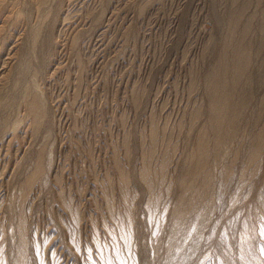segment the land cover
Masks as SVG:
<instances>
[{"label": "rangeland", "instance_id": "374dc122", "mask_svg": "<svg viewBox=\"0 0 264 264\" xmlns=\"http://www.w3.org/2000/svg\"><path fill=\"white\" fill-rule=\"evenodd\" d=\"M83 1L0 0V264H264V0Z\"/></svg>", "mask_w": 264, "mask_h": 264}, {"label": "bare ground", "instance_id": "6f19581e", "mask_svg": "<svg viewBox=\"0 0 264 264\" xmlns=\"http://www.w3.org/2000/svg\"><path fill=\"white\" fill-rule=\"evenodd\" d=\"M84 1H85V0H84ZM84 1H83V2H84ZM231 1H232V0H231ZM236 1H237V0H236ZM236 1H235V2H236ZM239 1H240V0H239ZM244 1H245V0H243V2H244ZM67 2H68V1H67ZM93 2H94V1H93ZM232 2H233V1H232ZM235 2L232 4V6L235 4ZM246 2H247V1H246ZM241 3H242V1H241ZM249 3H250V2H249ZM82 4H83V3H82ZM87 4H88V3H87ZM236 4H237V2H236ZM247 4H248V3H247ZM67 5H68V4H67ZM76 5H77V4H76ZM154 5H155V4H154ZM245 5H246V4H245ZM234 6H235V5H234ZM237 6H238V5H237ZM247 6H248V5H247ZM79 7H80V6H79ZM238 7H240V6H238ZM243 7H244V6H243ZM0 8H1V7H0ZM70 8H71V7H70ZM77 8H78V7H77ZM234 8H235V7H234ZM245 8H246V7H245ZM245 8H244V11H245ZM7 9H8V8H7ZM72 9H73V8H72ZM78 9H79V8H78ZM237 9H238V8H237ZM247 9H248V8H247ZM247 9H246V11H247ZM80 10H81V9H80ZM80 10H79V11H80ZM241 10H242V9H241ZM70 11H71V10H70ZM232 11H234V10H232ZM246 11H245V12H246ZM67 12H68V11H67ZM76 12H77L76 10L72 11V12H71V16H72V17L76 16V15H75ZM86 12H87V11H86ZM239 12H241V11H239ZM239 12H237L238 15H239ZM242 12H243V11H242ZM245 12L241 13V14H242V17H243V14H244ZM149 13H150V12H149ZM231 13H232V12H231ZM235 13H236V12H234V14H235ZM246 13H247V12H246ZM5 14H6V13H4V12H3V15L0 14V28L2 27V25H3V23H4V19H3L4 17L1 18V16H4ZM79 14H80V13H78V15H79ZM234 14H233V15H234ZM241 14H240V15H241ZM146 15H147V14H146ZM148 15H149V14H148ZM233 15H232V17H233ZM238 15H237V16H238ZM249 16H250V15H249ZM150 17H151V16H150ZM9 18H10V17H9ZM219 18H220V17H219ZM237 18H239V16H238ZM65 19H66V18H65ZM65 19H64V21H66ZM230 19H231V18H230ZM235 19H236V18H235ZM241 19H242V18H241ZM246 19H247V17H246ZM72 20H73V18H72ZM67 21H68V20H67ZM230 21H231V20H229V24H230V23L232 24V22H230ZM238 21H240V19L237 20V22H238ZM7 22H8V21H7ZM77 22H78V21H77ZM107 22H108V21H107ZM64 23H65V22H64ZM64 23H63V24H64ZM234 23H236V20L234 21ZM6 24H7V23H6ZM6 24H5V25H6ZM248 24H249V23H248ZM234 25H235V24H234ZM234 25H233V26H234ZM109 26H110V25H109ZM249 26H250V25H249ZM249 26H247L248 29H249ZM73 27H74V26H73ZM234 27H236V26H234ZM247 27L244 26V31L248 30V29L245 30V28H247ZM60 28H61V27H60ZM107 28H108V27H107ZM238 28H239V27H238ZM37 29H38V28H37ZM64 29H65V27H64ZM228 29H229V28H228ZM233 29H234V28H233ZM235 29H236V28H235ZM235 29H234V30H235ZM231 30H232V29H231ZM234 30H233V31H234ZM237 30H238V29H237ZM105 31H106V30H105ZM105 31H104V32H105ZM241 31H242V30H241ZM249 31H250V29H249ZM35 32H36V31H35ZM100 32H101V31H100ZM236 32H237V31H236ZM230 33L232 34L233 32H230ZM238 33H239V32H238ZM100 34H101V33H100ZM241 34H242V33H241ZM247 34H248V33H247ZM19 36H20V35H19ZM247 36H248V35H247ZM247 36H245V37H247ZM230 37H231V36H230ZM230 37H229V38H230ZM235 37H236V36H235ZM241 37H242V36H241ZM18 38H19V37H18ZM36 38H37V37H36ZM100 38H102V37H100ZM100 38H98V39H100ZM227 38H228V37H227ZM231 38H232V37H231ZM231 38H230V40H231ZM16 39H17V38H16ZM234 39H235V38H234ZM237 39H238V38H237ZM18 40H19V39H18ZM96 40H97V39H96ZM225 40H226V39H225ZM240 40H241V39H240ZM242 40H243V38H242ZM93 41H94V40H93ZM97 41H98V40H97ZM226 41H227V40H226ZM233 41H234V40H233ZM236 41H237V40H236ZM244 41H245V40H243V42H244ZM231 42H232V41H231ZM241 42H242V41H241ZM241 42H240V44H241ZM227 43H228V41H227ZM93 44H94V43H93ZM228 44H230V42H229ZM228 44H227V45H228ZM232 44H233V43H232ZM232 44H231V45H232ZM242 44H243V43H242ZM96 45H98V47H101V46H102V43L100 42V43H97ZM106 45H107V44H106ZM106 45H104V46H106ZM225 45H226V44H225ZM235 45L237 46V44H235ZM233 46H234V45H233ZM238 46H239V43H238ZM225 47H226V46H225ZM228 47H229V46H228ZM231 47H232V46H231ZM241 47H242V46H241ZM244 47H245V46H244ZM14 48H15V43H11V44H9V46L7 45V46H4L3 48L0 47V86H1V78L3 77V75H4V73H5V64H6V63L12 58V56H13V52H14ZM94 48H95V47H94ZM96 48H97V46H96ZM96 48H95V49H96ZM226 49H227V48H226ZM244 49H245V48H244ZM244 49H243V52H244ZM246 49H247V48H246ZM15 50H16V49H15ZM101 50H102V49H100V51H101ZM93 51H94V50H93ZM93 51H92V52H93ZM100 51H99V52H100ZM225 51H226V50H225ZM228 51H229V50H228ZM99 52H98V53H99ZM234 52H235L234 57L240 58V54H241L240 51H239V50H236V51H234ZM245 52H246V51H245ZM245 52H244V53H245ZM223 53H224V52H223ZM231 53H232V52H231ZM244 53H242V55H243ZM97 55H98V54H97ZM235 55H236V56H235ZM227 56H228V55H226V58H227ZM245 56H246V55H244V57H245ZM223 58H224V57H223ZM237 58H235V59L237 60ZM228 59H229V58H228ZM230 59H231V58H230ZM233 59H234V58H233ZM243 60H244V59H243ZM243 60H242V61H243ZM246 61H247V60H246ZM223 62H224V61H223ZM226 62H227V61H226ZM238 62H239V61H238ZM224 63H225V62H224ZM227 63H228V62H227ZM236 63H237V61H235V64H236ZM242 63H244V62H242ZM218 64H219V63H218ZM225 64H226V63H225ZM238 64H239V63H238ZM231 65H232V64H231ZM242 65H243V64H242ZM242 65H241V67H242ZM244 65H245V64H244ZM246 65H247V64H246ZM246 65H245V68H246ZM6 66H7V65H6ZM214 66H215V65H213V69H215ZM219 66H221V65L219 64ZM234 66H235V65H234ZM237 66H240V65H237ZM225 67H226V66H225ZM235 67H236V66H235ZM241 67H240V68L237 67V68H238V69H241ZM243 67H244V66H243ZM243 67H242V68H243ZM232 68H233V67H232ZM217 69H219V68H217ZM238 69H237V72H239ZM211 70H212V69H210V71H211ZM222 70H223V69H222ZM226 70H228V69H225V71H226ZM229 70H230V69H229ZM233 70H234V69H233ZM241 70H242V69H241ZM243 70H244V68H243ZM212 71H213V70H212ZM235 71H236V69H235ZM244 71H245V70H244ZM244 71H243V72H244ZM226 72H227V71H226ZM211 73H212V72H211ZM215 73H216V72H215ZM230 73H231V72H230ZM213 74H214V72H213ZM217 74H218V71H217ZM217 74H216V75H217ZM223 74H224V73H223ZM223 74H222L221 76H223ZM227 74H228V72H227ZM232 74H233V73H232ZM238 74H239V73H238ZM242 74H243V73H242ZM225 75H226V74H225ZM233 75H234V74H233ZM233 75H232V77H233ZM239 75H240V74H239ZM208 76H209V74H208ZM211 76H213V75H211ZM211 76H210V77H211ZM217 76H218V75H217ZM224 77H225V76H224ZM237 77H238V76H237ZM4 78H5V77H4ZM217 78H218V77H217ZM225 78H226V77H225ZM225 78H224V80H225ZM238 78H239L238 80H240L241 76L238 77ZM207 79H208V78H207ZM211 79H212V78H211ZM211 79H209V81H211ZM218 79H219V78H218ZM218 79L214 80V83H213V85L211 86V87H212V90H213V93H214V96H211V97H210V96L208 95V97H210V99L213 97L212 100H213L214 102L218 103L219 106H222V107H216V108H215L214 106H212V107L215 108V109H214L215 111H213V112L215 113V116H214V117H216V119H218L219 116L222 115L221 112H223V110H224V115H225V112H226V111H225V108H226L225 105H226V103H227V102H226L227 100H225V102H224L223 100L220 99V97H223V96L225 97V96H227V95L229 94V93H225V95H224V94H223L224 92L218 90L219 92H222V94H221V95L219 94L220 96L217 95L218 97L216 96V94H218V93H215V90H216V88H217V86H218V84H217V82H218L217 80H218ZM230 79H232V78H230ZM233 79L236 80L237 78H236V77H235V78L233 77ZM233 79H232V82L234 83ZM212 80H213V79H212ZM219 80H220V79H219ZM224 80H223V81H224ZM226 80H227V79H226ZM209 81H208V82H209ZM223 81H222V82H223ZM211 82H212V81H211ZM227 82H228V81H227ZM225 83H226V82H225ZM236 83H237V82H236ZM236 83H235V84H236ZM238 83H239V82H238ZM209 84H210V82L208 83V85H209ZM219 84H220V81H219ZM222 84H223V83H222ZM232 85H233V84H232ZM222 86H223V85H222ZM225 86H226V85H225ZM225 86H224V87H225ZM227 86H228V85H227ZM227 86H226L225 90L227 89ZM207 87H209V86H207ZM220 87H221V86H220ZM236 87H237V86H236ZM231 88H232V87H231ZM235 89H236V88H235ZM235 89H234V90H235ZM222 90H223V88H222ZM231 90H233V88H232ZM207 91H209V90L207 89ZM210 91H211V90H210ZM210 91H209V92H210ZM223 91H224V90H223ZM226 92H227V91H226ZM234 92H235V91H233V93H234ZM233 93H232V96L234 97ZM235 93H236V92H235ZM209 94H210V93H209ZM211 95H212V91H211ZM229 95H230V94H229ZM233 97H232V98H233ZM57 98H58V97H57ZM225 98H226V97H225ZM227 98H228V97H227ZM229 98H230V97H229ZM230 99H231V98H230ZM220 100H221V101H220ZM232 101H233V99H232ZM56 102H57V99H56ZM210 102H211V100H210ZM229 102H230V101H229ZM220 103H225V104H224V106H223V105H220ZM35 104H36V103H34V105H35ZM214 104H215V103H214ZM57 105H58V104H57ZM216 105H217V104H216ZM227 105H228V104H227ZM35 106H36V105H35ZM35 106H34V107H35ZM38 107H39V106H38ZM227 109H228V108H227ZM35 110L37 111V109H35ZM231 110H232V109H231ZM37 112H38V111H37ZM37 112H36V113H37ZM29 113H30V112H29ZM231 113H233V112L231 111ZM195 114H196V113H195ZM212 114H213V113H212ZM212 114H211V115H212ZM226 114H229V113H226ZM233 114H234V113H233ZM35 116H36V115H35ZM232 116H233V115H232ZM224 117H225V116H224ZM227 118H228V115H227ZM32 119H33V118H32ZM231 119H232V118H231ZM35 120H36V119H35ZM219 120H221V119H218V121H219ZM222 120H223V119H222ZM33 121H34V120H33ZM212 121H213V120H212ZM216 121H217V120H216ZM225 121H226V117H225L224 122H225ZM214 122H215V120H214ZM220 122H221V121H220ZM224 122L222 121V123H224ZM150 123H152V122H150ZM217 123H219V122H217ZM214 125H215V123H214ZM218 125H219V124H218ZM221 125H223V124H221ZM149 126H150V125H149ZM151 126H152V125H151ZM219 126H220V125H219ZM219 126H218V127H219ZM221 127H222V126H221ZM216 128H217V125H216ZM23 129H24V128H23ZM25 129H26V128H25ZM149 129H150V128H149ZM213 129H215V126H214ZM217 129H218V128H217ZM219 129H220V128H219ZM151 130H152V128H151ZM153 130H154V128H153ZM214 131H215V130H214ZM216 132H217L216 135H218V131H216ZM149 133H151V132H149ZM155 134H156V133H155ZM218 136H219V135H218ZM149 137H150V136H149ZM153 137H154V136H153ZM5 138H6V137H5ZM151 138H152V137H150L149 139H150V140H153V138H152V139H151ZM156 138H157V137H156ZM200 139H201V138H200ZM218 140H219V139H218ZM8 141H9V140H8ZM150 142H153V141H150ZM155 142H156V140H154V143H155ZM198 142H199V141H198ZM200 142H202L201 144H203V141H202V140H200ZM215 142H218V141H215ZM218 143H219V142H218ZM197 144H198V143H197ZM215 144H217V143H215ZM8 145H9V144H8ZM150 145H151V143H150ZM199 147H201V145L199 146V144H198V148H199ZM6 148H7V147H6ZM122 148H124V147H122ZM124 149H125V148H124ZM200 149H202V148H200ZM203 149H204V151H205V147H204ZM15 151H16V150H15ZM197 151H198V150H197ZM200 151H201V150H200ZM4 152H5V151H4ZM198 152H199V151H198ZM201 152H202V151H201ZM123 153H124V152H123ZM15 154H16V153H15ZM163 155H164V154H163ZM203 155H205V154L203 153ZM5 156H6V155H5ZM198 156H200V154L197 155V157H198ZM201 156H202V154H201ZM161 157H163V156H161ZM202 157H203V156H202ZM2 158H3V157H2ZM4 158H5V157H4ZM148 158H149V157H148ZM165 158H166V157H165ZM198 158H201V157H198ZM198 158H196V159L198 160ZM142 159H143V158H142ZM201 159H202V158H201ZM201 159H200V161H201ZM204 160H205V157H204ZM202 161H203V159H202ZM148 162H149V161H148ZM160 162H161V161H160ZM162 162L165 163V162H167V161L165 160V161H162ZM162 162H161V163H162ZM196 162H197V161H196ZM198 162H199V160H198ZM198 162H197V167H198V164H199ZM203 162H204V161H203ZM145 164H147V163H145ZM114 165H115V164H114ZM164 165H165V164H164ZM2 166H3V165H2ZM4 166H5V165H4ZM116 166L118 167V165H115V167H116ZM145 166H146V165H145ZM147 166H148V164H147ZM156 166H157V165H156ZM159 166H161V165H159ZM162 166H163V165H162ZM162 166H161V167H162ZM142 167H143V166H142ZM161 167H160V168H161ZM200 167H202V164H201ZM4 168H5V167H4ZM144 168H146V167H144ZM195 168H196V167H195ZM154 169H155V168H154ZM156 169H157V168H156ZM140 170H141V169H140ZM142 170H144V169H142ZM147 170H149V169H147ZM157 170H158V169H157ZM161 170H163V169H161ZM161 170H159V172H160ZM192 170H193V169H192ZM192 170H191V171H192ZM195 170H196V169H195ZM197 170H198V169H197ZM153 171H154V170H153ZM0 172H1V171H0ZM5 172H6V170H5ZM142 172H143V171H141V172H139V173L142 174ZM155 172H156V171H155ZM161 172H162V171H161ZM2 173H3V172H2ZM2 173H1V174H2ZM118 173H120V172H118ZM146 173H147V172H146ZM157 173H158V172H157ZM155 174H156V173H155ZM118 175H119V174H118ZM148 175H149V174H148ZM3 176H4V175H3ZM149 176H150V175H149ZM1 177H2V176H1ZM1 177H0V178H1ZM142 177H144V174H142ZM142 177H141V178H142ZM146 177H148V176H146ZM146 177H145V178H146ZM143 180H145V182H147V181H146L147 179H143ZM149 182H150V181H149ZM147 183H148V182H147ZM145 184H146V183H145ZM150 184H151V183H150ZM150 184H149V185H150ZM124 187H125V186H124ZM119 189H120V187H119ZM119 189H118V190H119ZM121 190H122V189H121ZM123 190H124V189H123ZM119 191H120V190H119ZM122 194H123V193H122ZM126 195H127V194H126ZM124 197H125V196H124ZM100 198H101V197H100ZM125 198H126V197H125ZM103 199H104V198H103ZM121 199H122V197H121ZM123 200H124V199H123ZM123 202H125V200H124ZM104 203H106V202H104ZM103 231H104V229H103ZM106 233H107V231H106ZM124 238H125V237H123V235H122V239H123V240H125Z\"/></svg>", "mask_w": 264, "mask_h": 264}]
</instances>
